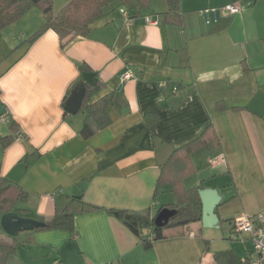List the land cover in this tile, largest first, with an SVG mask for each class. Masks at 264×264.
<instances>
[{"label":"crops","instance_id":"crops-1","mask_svg":"<svg viewBox=\"0 0 264 264\" xmlns=\"http://www.w3.org/2000/svg\"><path fill=\"white\" fill-rule=\"evenodd\" d=\"M72 1L53 0L54 13ZM230 5L240 12L199 14ZM45 24L33 9L0 30V103L10 116L0 125V178L26 167L15 183L27 193L12 211L20 217L51 219L58 194L100 210L77 214L74 233L8 236L17 250L6 264H248L249 237L233 236L232 225L264 211V0H179L176 10L166 0L132 1L109 7L88 37L65 47L52 30L27 43ZM82 66L102 86L91 102L112 96L111 125L89 140L87 115L65 111ZM209 127L183 184L217 192L219 227L192 224L146 249L109 210L157 217L173 207L172 186H158L161 170Z\"/></svg>","mask_w":264,"mask_h":264},{"label":"trees","instance_id":"trees-1","mask_svg":"<svg viewBox=\"0 0 264 264\" xmlns=\"http://www.w3.org/2000/svg\"><path fill=\"white\" fill-rule=\"evenodd\" d=\"M136 2L140 8L147 7L153 0H73L58 14L54 13L53 0H0V30L16 23L33 9L41 11L46 19V24L41 31L34 35L27 43H33L46 31H54L60 39L61 47H65L77 38L88 37L91 25L103 20L106 12L111 6H126L130 2ZM169 6L177 9L179 0H166ZM81 73H90L86 66L81 67ZM102 88L97 81L95 86L86 85L82 101L81 113L87 115L81 136L89 140L98 132L106 129L112 123L107 110L112 103V96H107L97 102H91L93 96ZM224 109L223 104H219ZM212 127L193 142L174 151L168 162L161 170L158 186L170 184L176 198V204L168 209L175 210L176 214L167 226L161 227L155 224V218L150 211L136 213L131 211L109 210L123 223L137 238H139L146 249L152 248L154 242L165 239L173 230H182L192 224H202V204L200 191L202 187L187 190L183 180L194 173L191 157L193 153L207 145L210 141ZM11 140H4L9 143ZM183 167L180 176L173 177V169ZM56 213L49 219H38L44 222V228L34 231H67L75 232V217L77 214L97 212L100 208L87 204L81 198H71L64 195H56ZM27 201V193L17 184L0 178V218L2 215L13 211L19 203ZM1 220V219H0ZM17 245L8 236H4L0 224V264H6L7 258L15 253Z\"/></svg>","mask_w":264,"mask_h":264},{"label":"water","instance_id":"water-1","mask_svg":"<svg viewBox=\"0 0 264 264\" xmlns=\"http://www.w3.org/2000/svg\"><path fill=\"white\" fill-rule=\"evenodd\" d=\"M97 76L94 73H84L83 82L73 91L72 96L68 100L65 111L70 115H77L80 112L82 101L85 94L86 85L95 86L97 84ZM4 110L0 103V113ZM26 172L24 165L16 167L9 175L8 180L13 183H19ZM202 202V225L205 229H214L219 227V218L216 210L220 203V197L216 191L202 190L200 191ZM176 214L175 210L165 208L159 212L155 218L157 226H167L170 220ZM2 231L9 237L15 238L22 232H31L36 229L44 228L46 224L35 219L20 217L14 212L2 215L0 220Z\"/></svg>","mask_w":264,"mask_h":264},{"label":"built area","instance_id":"built-area-1","mask_svg":"<svg viewBox=\"0 0 264 264\" xmlns=\"http://www.w3.org/2000/svg\"><path fill=\"white\" fill-rule=\"evenodd\" d=\"M240 12V8L236 5H230L220 11L203 10L199 14L203 17H211L217 13L225 16L236 15ZM120 13L127 15L125 8L120 9ZM151 23L150 19H147ZM133 78L132 73L128 72L124 75L123 81H128ZM178 92V88H174V93ZM10 116L7 113H0V125L8 123ZM233 236L239 238L242 236L249 237V241L253 247V256L248 264H264V211L259 212L254 216H242L234 219L232 225Z\"/></svg>","mask_w":264,"mask_h":264}]
</instances>
